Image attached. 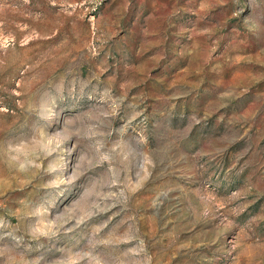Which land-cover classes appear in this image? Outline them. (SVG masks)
Listing matches in <instances>:
<instances>
[{"label":"rangeland","instance_id":"1","mask_svg":"<svg viewBox=\"0 0 264 264\" xmlns=\"http://www.w3.org/2000/svg\"><path fill=\"white\" fill-rule=\"evenodd\" d=\"M0 264H264V0H0Z\"/></svg>","mask_w":264,"mask_h":264}]
</instances>
